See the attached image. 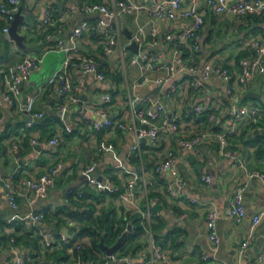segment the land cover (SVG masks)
Here are the masks:
<instances>
[{"label": "crops", "instance_id": "1", "mask_svg": "<svg viewBox=\"0 0 264 264\" xmlns=\"http://www.w3.org/2000/svg\"><path fill=\"white\" fill-rule=\"evenodd\" d=\"M93 1L112 6L116 0H23L21 13L24 18L18 28L23 37V48L18 47L8 34L2 31L4 20L0 15V66L9 67L21 61L26 54L43 59L40 67L34 70L27 82L21 86L15 103L8 105L3 101L0 104V264H8L18 254H41L40 264H72L73 261L67 257L72 247L63 253L58 251L60 245L59 241H56L52 247L45 250L40 239L42 232H51L53 236L63 234L69 239L77 235L82 224L70 219L68 210L80 212L92 206L95 215H101L104 210L113 219L116 218V225L123 222V231L126 230L127 224L133 228L127 219V213L130 212L131 216L134 208L125 207L119 195L114 194L119 192V189L122 190L125 178L133 173L140 179L137 185L142 188V192L136 197V204L140 208L148 207L150 216L147 228L151 234L150 237L146 231L141 238L144 245L130 257L133 262L141 261L138 256L142 251L149 256L152 240L154 244L169 249L170 264H264V259H258L259 253L264 251V216L254 227V240L244 249H240V242L251 226L253 215L264 207V193L259 183L254 179L246 183L242 191L244 217L240 222H236L224 216L222 209L240 185L242 171L236 168L232 160L219 154L215 140L199 145L193 152L176 147L177 136L190 137L210 126L216 131L227 133L229 145L240 152L249 170L264 171V146L257 139L252 119L245 117L235 121L229 116L227 106L231 100L226 94L227 84L215 76L205 82L204 91L195 94L191 93L185 74L176 76L178 93L169 94L168 85L152 82L132 88L138 76L137 66L126 63L125 58L122 59L118 52L103 54L102 29L97 30L95 34L85 32L76 39L71 36L77 23L85 20L93 22L101 17L97 13L89 14L82 10L85 3ZM150 1L136 0L145 6H148ZM59 2L63 4L62 8ZM47 7H51L54 13L63 8L70 10V15L59 33L65 50L57 49L55 43L48 46L44 40L45 28L41 19ZM199 7L204 13L200 48L194 55L185 49L181 52L183 59L197 64H221L231 72L238 73L239 59L247 53L244 38L249 34L264 38V20H259L264 18V13L241 17L215 14L206 5L205 0H200ZM146 21L147 15L143 8L138 14H121L117 18L121 42L124 37L130 56L138 52L129 48L130 37L138 25ZM172 24L175 32L187 22L178 18ZM156 25L158 28H165L167 22L159 20ZM253 27L255 31H251ZM144 30L148 42L151 39L148 25H145ZM171 48V42L157 46L145 43L139 50L158 52L161 58L168 59ZM67 55L101 58V69L106 78L97 81L80 70L71 71L70 77L78 85L80 100L69 103L61 110L59 105L63 98L58 93V86L56 83H47V80ZM161 73L155 71L151 76ZM230 85L237 96L236 103L241 106H254L257 109V119L264 122V73L257 74L244 84L235 81ZM4 87V75L1 73L0 94L3 93ZM38 88L41 91L36 99L35 109L42 111L44 115L32 128H27L25 123L29 116L23 107L27 97ZM248 91H254L260 98L246 96ZM104 92L113 97L111 103L104 105V109L108 114H118L123 120H128L129 116V92L140 98L160 97L169 117V125L162 130L156 141L140 140V154L129 157L131 146L136 142L131 129L115 126L93 130L85 119L86 116L97 118L90 110L98 107L100 96ZM138 101L142 107L144 103L140 99ZM193 104L202 106L199 119H195L191 112ZM209 115H213L212 120L208 119ZM176 120L179 129L173 134L170 124ZM157 121L160 122V117ZM66 127L70 132L65 130ZM55 135L59 138L58 143L49 144V139ZM33 136L38 137L40 141L39 150H36L37 146L30 144ZM100 143L109 144L111 147L98 152L96 148ZM169 149L178 154L177 168L183 179V186L178 189L174 187L173 194L167 190V183L173 181V178L168 172L155 169ZM58 163L61 167L55 177L58 175L59 180H55V185L48 190L45 197L37 198L28 204L18 195L17 206L13 208L9 205L3 196L5 180L11 175L13 184L23 178L35 179L50 166ZM89 166L94 167L93 175L96 178L102 176L107 180L105 185L109 190L99 189L87 180L85 172ZM204 175L211 178L209 184L201 180ZM85 185L103 196H100L98 201L87 198L84 203L71 202L70 197L67 200L64 198L68 189H78ZM115 187H118V191L113 189ZM192 199L195 201H191ZM156 204L160 205V209L154 208ZM212 206L221 212L216 219L220 236L216 248L209 241L205 223L207 211ZM41 209L45 212L44 221L29 220L30 211ZM152 224L158 225V242L155 241ZM88 239H77L75 243L84 244ZM102 252L96 253L99 259L80 260V264H126L112 261L105 263L102 260L105 252ZM203 254L207 255L205 260L202 259Z\"/></svg>", "mask_w": 264, "mask_h": 264}, {"label": "built area", "instance_id": "2", "mask_svg": "<svg viewBox=\"0 0 264 264\" xmlns=\"http://www.w3.org/2000/svg\"><path fill=\"white\" fill-rule=\"evenodd\" d=\"M23 0H4L0 2V15L4 20L2 31L8 34V29L15 13L21 8ZM200 0H151L148 6L137 3L136 0H116L112 6L105 3L93 1L85 3L82 10L85 13H97L101 17L93 22L81 21L77 23L73 29L72 38H80L83 33L95 34L97 30H103V54H111L118 52L120 57L124 59V49L127 44H122L120 39V26L117 23V18L121 14H138L140 10L145 9L147 21L144 24L138 25L134 34L130 37V42L138 44V52L131 55L129 63L138 68V76L132 84V88L146 85L148 83H157L161 85H168V93H178V83L176 82L177 74H185L188 86L191 93L195 94L204 91L205 82L211 77L215 76L220 78L226 85V94L231 100L227 106L229 116L235 120L240 121L245 117L252 119L254 123V131L257 135L261 136V142L264 146V122L257 119V109L254 106H241L236 103L237 96L233 92L232 82L239 81L244 84L247 80L253 78L257 74L264 73V38L258 36H246L244 44L247 47V53L239 59L240 71L238 73L231 72L228 68L221 64H211L205 62L197 64L187 62L183 59L181 52L185 49L194 55L199 51L201 27L203 24V11L199 7ZM206 5L215 14H227L232 16H257L264 13V0H205ZM70 15V10L63 8L56 13L53 12L51 7H47L43 13L41 24L45 28L44 40L50 46L55 43V47L59 50H65L64 42L59 37L62 30L63 23ZM182 19L187 22L186 25L181 26L174 32L172 22L176 19ZM164 20L167 22L165 28H158L156 22ZM145 25L149 27L150 41L145 39ZM171 42V54L168 59L161 58L158 52L140 51L139 48L142 44H150L157 46ZM43 59L42 57L26 54L21 61L10 65L9 67L0 66V74L4 75V91L0 94V104L5 101L8 105H13L18 99L21 86L27 82L30 74L40 67ZM102 59L88 55L72 56L67 55L63 59L59 68H57L48 78L47 83H56L58 86V93L63 98L59 108L64 110L69 103L79 101L78 85L70 77L73 70H80L84 74L91 75L95 80L102 81L106 78L102 69ZM162 72L158 76H151L152 72ZM229 84V85H228ZM41 89L32 92L24 104V111L28 114L29 119L25 123L27 128H32L36 121L43 117V112L35 109V102L40 94ZM112 95L104 92L100 96L99 105L90 112L97 116L91 118L86 116V121L90 124L93 130H101L103 128L118 127L120 129H131L135 135L136 142L131 146L128 156L140 154L139 142L142 139H147L150 142L156 141L162 130L169 125V117L165 112V107L160 97L145 96L143 98L137 95L128 93V106L129 116L128 120L119 118L116 113L108 114L104 109V105L112 102ZM144 103L141 107L139 101ZM191 112L195 119H199L202 106L200 104H193ZM160 117V122L157 120ZM209 120L213 119V115L208 116ZM1 121V118H0ZM171 132L176 134L178 132L177 120L171 123ZM66 131L70 132L68 127ZM58 136L49 139V144H57ZM210 140H215L218 147V152L221 156L232 160L237 169L242 171L243 177L236 192L225 203L222 213L228 218H232L236 222H240L244 217V207L242 203V191L246 183L254 179L256 180L263 193H264V171L249 170L237 149L231 148L228 142L227 133L224 131H216L208 126L202 130L195 132L190 137L176 138V147L179 150H186L193 152L197 147ZM32 146H39L40 141L38 137L33 136L30 139ZM15 147V145H14ZM111 146L106 143L97 145L96 150L100 152L110 148ZM178 154L175 150H167L164 158L159 161L155 169L160 172H168L173 178V181L167 183V190L173 194L174 187L181 188L183 186V179L179 174L177 168ZM61 164L58 163L50 166L43 174L37 178H23L17 180L15 184L12 181V175L9 179L5 180L3 196L13 208L17 206V196L21 195L24 200L31 204L37 198L46 196L48 190L55 185V175L60 169ZM94 167L89 166L86 170V178L94 183L99 189L109 190L108 186L97 180L93 175ZM137 175H128L123 184L122 190L119 191V198L121 202L130 209L134 208V212L139 214V223L146 229L151 237L150 230L147 228L149 220L148 207L140 208L136 204V197L142 192V188L137 185ZM201 180L209 184L211 178L208 175L202 176ZM118 191V187L113 188ZM80 197V191H73L68 189L64 193V198L67 200L71 195ZM195 201V200H191ZM221 212L215 207H209L206 214V227L208 229V238L211 245L216 248L220 242V236L217 231L216 219ZM264 216V207L258 210L252 217V223L240 242V249H244L254 240V227L260 222ZM29 220L32 222H42L45 219L44 210H32L28 214ZM74 224V222H71ZM62 241H67L65 235L61 234ZM41 239L44 244V249L51 247L53 243V235L51 232H42ZM77 249L81 248L80 243H75ZM149 256L146 252L139 253V262L128 260V256H117L115 253L111 255L104 254L102 256L105 263L107 262H124L126 264H155L161 262L163 264H170L169 249L154 244L151 240ZM40 255L35 256L31 254H18L8 264H40ZM207 258L206 254L202 255V259ZM258 259H264V251L260 252ZM81 258L77 256L73 264H80Z\"/></svg>", "mask_w": 264, "mask_h": 264}, {"label": "trees", "instance_id": "3", "mask_svg": "<svg viewBox=\"0 0 264 264\" xmlns=\"http://www.w3.org/2000/svg\"><path fill=\"white\" fill-rule=\"evenodd\" d=\"M259 20H264V18L262 17ZM22 22L19 25H21ZM251 31H255L254 27L251 29ZM257 139L262 144L261 136L258 135ZM72 190L80 191L81 196L77 198L74 196L75 194L71 195L69 198L71 202L84 203L87 198H92L98 201L99 197L103 196L101 193H97L96 191L91 189L88 185H85L81 188L78 187V189L73 188ZM119 191L121 190L119 189ZM114 194L118 196L119 192H116ZM68 211H70L68 212L70 215V219L76 220L82 224L80 230L74 238H67L66 242L61 240L60 234L54 235L51 247L55 244L56 241H59L60 245L58 251H61L63 253H65L67 248L72 247V251L67 257L70 258L73 262L76 260L77 256H79L82 261H86L89 259H99V256L96 253H103L102 249L99 246L100 239L103 238L105 244H112L117 240V238L124 230L123 222L122 224L116 225V218L113 219V217L104 210L101 215H95V211L92 206H90L89 209L80 212L76 210ZM129 213L130 212L127 213V219L131 222L133 228H131L130 231L127 232L125 238L115 251V254L119 257L129 256L132 258L134 256V253L144 245V241L141 240V238L145 234L146 229L139 223V214L137 212H133V214H130L131 216H129ZM157 227L158 225L156 224L151 225L156 242L160 240V238L156 234ZM86 237L89 238L88 241L84 244H82L83 242L80 243L81 248L77 249L75 247V242L77 241V239Z\"/></svg>", "mask_w": 264, "mask_h": 264}, {"label": "water", "instance_id": "4", "mask_svg": "<svg viewBox=\"0 0 264 264\" xmlns=\"http://www.w3.org/2000/svg\"><path fill=\"white\" fill-rule=\"evenodd\" d=\"M59 6L62 8L63 4L61 2H59ZM23 14L21 13V8L15 13V16L13 18V20L11 21L10 25H9V29H8V36L9 38H11L15 44L18 46V47H21L23 48L24 47V44H23V37L22 35L19 33L18 31V28H19V24L23 21ZM129 36V34H128ZM129 48L136 51L138 49V44L135 43V42H131L129 44ZM246 96H249L251 98H257L259 99V95L257 93H255L254 91H248L246 94ZM245 96V97H246ZM142 140H145V139H142ZM40 147L37 146L36 147V150H39ZM55 180L58 181L59 180V176L57 175L55 177ZM97 180L100 181L101 183L103 184H107V180L105 178H103L102 176H98L97 177ZM140 179H137V182H139ZM154 208L155 209H160V205L156 204L154 205ZM131 229V225L130 224H127L126 226V230L123 231L121 233V235L117 238V240L110 246L106 245L104 243V240L103 238L100 239L99 241V246L100 248L105 252L106 255H111L113 254L116 249L118 248V246L121 244V242L123 241V239L125 238L126 234L128 231H130ZM128 260H130V257H128Z\"/></svg>", "mask_w": 264, "mask_h": 264}, {"label": "rangeland", "instance_id": "5", "mask_svg": "<svg viewBox=\"0 0 264 264\" xmlns=\"http://www.w3.org/2000/svg\"><path fill=\"white\" fill-rule=\"evenodd\" d=\"M229 33V32H228ZM227 33V34H228ZM250 35V34H249ZM221 36V35H220ZM224 36V34H222V36L221 37H223ZM221 37H219V38H221ZM125 38L124 37H122V44L124 45L125 44ZM124 58H125V62L126 63H128L129 62V58H130V52L128 51V49L127 48H125L124 49Z\"/></svg>", "mask_w": 264, "mask_h": 264}]
</instances>
